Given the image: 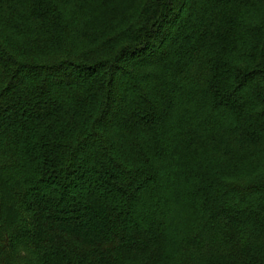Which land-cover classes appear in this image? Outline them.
<instances>
[{"label": "trees", "instance_id": "obj_1", "mask_svg": "<svg viewBox=\"0 0 264 264\" xmlns=\"http://www.w3.org/2000/svg\"><path fill=\"white\" fill-rule=\"evenodd\" d=\"M235 146L264 162V0H0V264H264V171L184 185Z\"/></svg>", "mask_w": 264, "mask_h": 264}, {"label": "rangeland", "instance_id": "obj_2", "mask_svg": "<svg viewBox=\"0 0 264 264\" xmlns=\"http://www.w3.org/2000/svg\"><path fill=\"white\" fill-rule=\"evenodd\" d=\"M142 6L140 7V1L135 5L134 10L120 21L113 24L112 30L110 34H112L115 38H118V41L124 40L126 37H129L131 33V28L133 25L140 24V12L142 10ZM74 12V7H69L66 9L65 14L66 20H70L74 22V16H72ZM186 15V13H184ZM65 20V21H66ZM124 34V35H120ZM94 35V36H92ZM85 34L83 37H80L77 43V50L78 52H86V51H98L99 45L102 44V36H97L95 34ZM198 102L194 98L187 100L182 106H188L189 114L187 119L191 120V122L197 123V118L200 117L201 112H198L197 105L195 104ZM199 113V116H198ZM223 126L222 122H219ZM217 126L218 128H222ZM167 162L166 160L163 163ZM159 163V161H158ZM263 155L260 156V149L255 150L253 152H243L239 148L230 147L226 152L214 158L213 154L208 153L205 155L204 159L201 161V165L205 168L203 172L198 171L200 168L199 165L193 164L186 172L184 178V185L185 189L188 193H191L197 186L201 184H214L216 181H222L227 184L232 183H249L250 181L254 180L258 174H262L264 171L263 169ZM164 193H165V189ZM163 191L161 190V196L163 197ZM167 195V194H165ZM166 211H170L169 205H164ZM187 217L191 218L190 225L192 224L193 219L199 220L200 228L203 227V218L204 214L200 211H197L195 207H188L183 210ZM197 223V224H198ZM217 248L219 245L216 246ZM210 249L206 253L205 260L213 257V250ZM215 261V258L213 259ZM212 260V261H213Z\"/></svg>", "mask_w": 264, "mask_h": 264}]
</instances>
